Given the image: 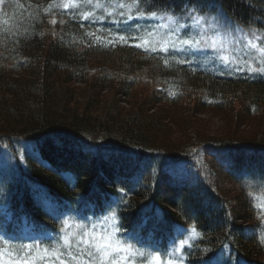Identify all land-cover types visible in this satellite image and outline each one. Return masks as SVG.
Returning <instances> with one entry per match:
<instances>
[{"label": "trees", "instance_id": "16d2710c", "mask_svg": "<svg viewBox=\"0 0 264 264\" xmlns=\"http://www.w3.org/2000/svg\"><path fill=\"white\" fill-rule=\"evenodd\" d=\"M194 4L264 35V0L142 6L180 13ZM61 5L0 4V154L14 161L0 166V227L7 215L53 230L61 216L107 214L142 247L164 250L192 232L187 264H264V77L165 66L131 42L105 47L95 35L106 26ZM108 90L114 103L104 106ZM125 100L133 110L118 107ZM212 113L226 122L213 138L194 122Z\"/></svg>", "mask_w": 264, "mask_h": 264}, {"label": "snow or ice", "instance_id": "6c2138e0", "mask_svg": "<svg viewBox=\"0 0 264 264\" xmlns=\"http://www.w3.org/2000/svg\"><path fill=\"white\" fill-rule=\"evenodd\" d=\"M2 3H4V0H0V4ZM145 3L146 0H131V2L115 0L107 6L96 4V8L106 7L110 9L107 11V15L122 18L113 22L123 26L109 30L107 36L93 33H88V35H95V41H102L105 47L116 46L117 44L128 45L130 41H135L131 46L141 49L146 54L165 53L166 56L163 57L165 66L169 64L168 56L179 54L180 57L186 58L211 52L212 55L207 57L209 62L219 61L223 64L224 69L231 71L235 67L237 71L247 72L249 78L257 74L264 75V46L258 45L257 41L260 37L255 31L249 34L239 27L232 31L224 30L216 18L206 20L204 16L197 15L202 8L195 4L191 9L186 7L184 10L187 12L186 19L193 21V23L187 24L181 23L180 18L170 14L167 10L163 12L159 10L146 11L145 7L142 6ZM61 6L64 8L75 7L70 3ZM82 16L89 21L97 19L92 12H84ZM134 19L153 23L138 26L136 30H133L129 22ZM155 21H160V23H154ZM51 23L55 24V19ZM204 24L207 25L206 28ZM172 25H175V27H172ZM162 29L167 30L162 31ZM97 31L101 30L98 29ZM141 32L143 35L140 34ZM249 35L251 38H249ZM240 44H243L242 50L245 52V56H233L230 61L225 53L240 50L238 49ZM178 62L190 61L180 59ZM72 235L71 233L67 235L57 233L56 236L51 238L66 246L65 249L60 251L59 255L56 254L51 245L43 250V256H40L39 252L34 253L33 248H39L41 244H44V240H40L38 242L34 241L32 244H22L19 250L11 252L10 256H14V260L11 258L4 260V250L0 249V262L2 264H42L43 257L56 256L60 260V264H73V262L74 264H123L124 261L129 260L130 256L139 255L147 259L151 253V250L147 248L134 249L132 245L124 247L119 240L108 236L99 241L95 237L89 240L84 238L87 236L85 232L80 238L70 240ZM25 249L26 252H24ZM141 264H143V261H141Z\"/></svg>", "mask_w": 264, "mask_h": 264}, {"label": "rangeland", "instance_id": "374dc122", "mask_svg": "<svg viewBox=\"0 0 264 264\" xmlns=\"http://www.w3.org/2000/svg\"><path fill=\"white\" fill-rule=\"evenodd\" d=\"M77 0H63V4L70 3L74 4ZM115 2V0L112 1H98V0H81L82 9L84 12H92L95 14L97 19H95V22L102 23L103 21H112L110 22V27L108 26V30L116 29L118 27H122L123 25H120L118 23H114V20L122 19L118 16H109L107 15V11L110 10L106 7H100L96 8V4L101 5H109L110 3ZM123 11V10H118ZM83 12V13H84ZM175 17L180 18L181 23H187L191 24L193 21L186 19L187 12H182L179 14H173ZM199 16H204L205 19L210 18H216L217 22L223 26L224 30L232 31L233 29L237 28L238 26L231 21V19H228L223 13L214 12V13H197ZM148 23H153L151 21H144V20H132L129 22V24L132 26L133 30H136L138 26H143ZM154 23H160V21H155ZM172 27H175V25H172ZM204 27L206 28L207 25L204 24ZM241 28V27H239ZM242 29V28H241ZM167 29H162V31H166ZM244 30V29H243ZM245 32L251 34L252 31H255L257 35L260 37V39L257 41L258 45L264 46V35L254 29H245ZM143 35V33H140ZM158 38V37H157ZM249 38L251 36L249 35ZM135 42V41H134ZM238 51L236 52H226L225 55L228 57V59L231 61L233 56H240L244 57L245 52L243 49V44L238 45ZM157 58L161 59L164 62V58L166 56L165 53L157 52L154 53ZM212 55L211 52L200 55L196 54L190 57H180L179 54L176 56H168L169 63L171 64H180V65H188L191 68H197L201 70H207L210 71L216 75L224 76L226 78H233V79H253V78H259L264 77V75H254L252 78H249L247 72H240L235 69V67L232 68L231 71L224 69L223 64H221L219 61H212L209 62L207 57H210ZM180 59H186L190 62L185 63H179L178 60ZM227 73V74H225ZM76 90V95L79 97L84 96L85 93V87L80 84H76L72 86ZM113 92L108 90V92H105L101 95V102L104 104V106H107L111 103H114L113 100ZM130 101L125 100V102H121L118 107L122 109L123 111H130L134 108ZM164 107L162 106H156L154 115L159 116L161 112L164 111ZM236 109V108H235ZM148 110V108H146ZM238 111V110H237ZM195 123H200L201 125H205V130L211 132L210 137H218L219 134L223 133V131L226 133V122L219 118L216 113H212L209 115H202L201 117H196L194 119ZM256 122V121H255ZM254 121L248 120V123L255 124ZM173 128V127H172ZM239 132V135L242 136V134L250 133V129L246 127V129H241ZM244 135V134H243ZM174 136V135H173ZM21 151V150H20ZM11 162L14 164L13 159L10 157V160L6 153L2 152L0 154V166L6 167V165ZM11 164V165H13ZM22 164V163H20ZM235 195V192H231L227 195L228 198L233 199ZM260 204L264 208V197L260 199ZM3 210L1 211V214H3ZM7 221L9 218L6 219ZM17 224L20 226L21 229V240H17L15 236L11 237L8 235V232L4 231L3 229H0V249L4 250V260H9L10 258L12 260L15 259L14 256H10V253L19 250L21 248L22 244H32L34 241L38 242L40 240H44V244H41L39 248H33V252H39L40 256H43V250L45 248H48L50 245L53 247L54 251L57 255H59L60 251L65 249L66 246L62 243H57L56 240L51 239L52 237L56 236L57 233H60L61 235H67L68 233L73 234L72 237H70V240L75 238H80L83 236V233H87V236L84 237L85 239L91 240L93 237L96 238L97 241L103 239L104 237L108 236L115 240H119L121 245L124 247H127L120 236H118L116 224L117 221L113 215H104L101 217H95V218H85V219H77L75 217H64L59 225H55V234L46 233L43 235H40L33 230V225L31 223L30 217L23 218L19 223ZM62 230V231H61ZM193 233L190 232L186 235V239L189 237H192ZM128 244V243H127ZM184 244H174L171 247V250L166 251L163 254L157 255V252H151L150 255L147 257V259L142 258L139 255L130 256L128 261H124L123 264H141V261H143V264H185L184 258L182 256V248ZM134 247V246H133ZM134 249H145V248H138L134 247ZM74 250V249H73ZM27 250L25 249L24 252ZM67 259L66 257H64ZM223 258L220 257V260H216L211 264H222ZM2 264V262H0ZM42 264H60V260L57 259L56 256H46L43 257ZM74 264V262H73Z\"/></svg>", "mask_w": 264, "mask_h": 264}]
</instances>
